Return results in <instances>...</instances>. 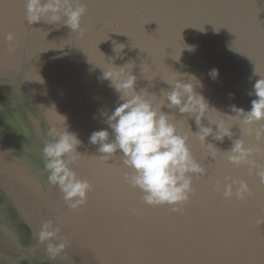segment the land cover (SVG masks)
I'll use <instances>...</instances> for the list:
<instances>
[{"label":"water","instance_id":"95a60500","mask_svg":"<svg viewBox=\"0 0 264 264\" xmlns=\"http://www.w3.org/2000/svg\"><path fill=\"white\" fill-rule=\"evenodd\" d=\"M83 2L81 29L72 31L29 24L24 0H0V263L264 264V183L256 168L229 163L226 151L239 138L264 167V135H256L264 121L246 124L233 111L250 109L256 97L248 93L264 77V0ZM118 67L157 109L169 84L191 82L209 105L202 124L233 134L222 142L209 135L205 143L214 146L204 144L194 116L161 106L206 169L193 175L190 199L178 211L147 205L125 181L131 169L123 157L101 155L89 142L107 128L101 113L122 102L103 77ZM66 128L81 141L71 167L92 186L76 209L48 182L42 154L51 131ZM224 177L246 180L251 195L225 199L216 186ZM48 220L58 237L40 241ZM62 242L55 255L48 251Z\"/></svg>","mask_w":264,"mask_h":264},{"label":"clouds","instance_id":"9594fccd","mask_svg":"<svg viewBox=\"0 0 264 264\" xmlns=\"http://www.w3.org/2000/svg\"><path fill=\"white\" fill-rule=\"evenodd\" d=\"M24 8L25 19L29 24L39 21L62 23L72 31L81 29V18L87 11L83 0H24ZM4 39L11 45L15 37L9 32ZM9 50L12 51V47ZM208 75L215 80L219 70L212 68ZM103 77L110 79L122 102L110 113H101L106 118L107 128L93 131L89 142L98 146L97 151L101 155L110 158L118 153L123 157L124 165L131 169L125 175V181L143 193V201L147 205H168L173 211L180 210L179 206L190 199L193 191V175H204L206 169L193 157L187 137L177 132L168 113L162 111L161 106L194 116L198 127L195 133L204 144L213 145L205 143L209 135L221 142L226 136L231 139L233 134L230 128L214 123L217 125L214 131L212 127L202 124L201 117H205L209 105L201 94L194 91L191 82L177 78L174 83H168L170 90L165 92L164 103L157 109L152 101L135 90L136 77L125 75L123 67L107 74L103 71ZM248 94L256 97L251 101L250 109L245 111L233 106V111L240 113L246 124H258L264 121V77L259 75ZM108 129H111V134ZM50 134L53 139L46 142L42 149L45 168L49 173L48 182L58 187L68 207L76 209L86 203L92 187L87 179L79 177L71 167L74 159L72 154L77 152L81 141L67 128L62 132L53 129ZM256 135L257 138L264 135V125L256 131ZM226 151L229 163L236 166L246 164L250 171L256 168L261 183H264V167L256 165L252 159V148L246 147L238 138L232 140L231 148ZM216 186L225 199L235 196L244 200L251 195V189L244 179L224 177L223 184L216 181ZM59 231L53 221H44L40 225L38 238L40 241H48L57 238ZM64 247L63 242L58 245L49 244L48 251L55 255Z\"/></svg>","mask_w":264,"mask_h":264},{"label":"flooded vegetation","instance_id":"af4514ba","mask_svg":"<svg viewBox=\"0 0 264 264\" xmlns=\"http://www.w3.org/2000/svg\"><path fill=\"white\" fill-rule=\"evenodd\" d=\"M0 264H2V263H0Z\"/></svg>","mask_w":264,"mask_h":264}]
</instances>
